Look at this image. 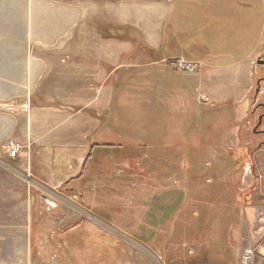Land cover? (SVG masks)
Returning <instances> with one entry per match:
<instances>
[{
    "label": "rangeland",
    "instance_id": "1",
    "mask_svg": "<svg viewBox=\"0 0 264 264\" xmlns=\"http://www.w3.org/2000/svg\"><path fill=\"white\" fill-rule=\"evenodd\" d=\"M176 1L0 0V264H23L12 257L26 241L29 264L264 254V49L235 86L242 100H200L201 63L171 27ZM214 176L220 204L235 189L230 228L203 224L223 209L192 207L213 201Z\"/></svg>",
    "mask_w": 264,
    "mask_h": 264
},
{
    "label": "crops",
    "instance_id": "2",
    "mask_svg": "<svg viewBox=\"0 0 264 264\" xmlns=\"http://www.w3.org/2000/svg\"><path fill=\"white\" fill-rule=\"evenodd\" d=\"M170 12L171 27L180 35L182 51L184 47L189 48V57L202 66L195 78L198 98L216 103L242 100L236 95L238 90L235 91V86L243 82L242 75L248 74L251 80L252 66L248 64L246 67L245 63L255 60L261 44L264 49V0H177L171 5ZM226 56L229 58L226 63L216 62ZM259 60L264 59H256L258 72L262 75L259 78L264 85V67L259 66ZM231 86L233 94L228 96ZM261 97L264 100V89ZM261 123V136L264 138V121ZM7 167L3 164L2 169ZM3 176L13 175L3 172ZM243 222H246V216L241 220ZM25 245L24 251L20 249L19 254L16 252L12 258L29 264L27 241ZM5 256L1 252L0 260ZM234 259L236 262V257Z\"/></svg>",
    "mask_w": 264,
    "mask_h": 264
},
{
    "label": "trees",
    "instance_id": "3",
    "mask_svg": "<svg viewBox=\"0 0 264 264\" xmlns=\"http://www.w3.org/2000/svg\"><path fill=\"white\" fill-rule=\"evenodd\" d=\"M223 160V159H222ZM232 165V164H231ZM231 169H233V167L231 166L230 168H229V170H231ZM215 178V179H214ZM218 178H219V176H218ZM218 178H216L215 176L213 177V181H212V183H211V185H210V188H208V189H210L211 191H212V197H213V201L209 204V203H207V202H205V201H203V197L200 199V200H196L195 201V203H193L192 204V207L193 206H195V204L197 205L198 203H200V206H204V204L206 205H208V206H210V207H212L213 205L215 206V207H219V208H221V209H223L224 211H222L221 213H220V215H221V217L219 216V213H217V212H209V215H210V220H208V221H204V226L205 227H210V226H212L213 227V229H215V228H220L221 226L223 227V225L225 226H228V228H230L231 227V225H233V223L235 222V219H236V215L234 214V212H235V198H236V193L234 192L235 191V189H234V186H232V188H226L225 187V192L223 193V196L225 197V199L222 201V203L220 204V199H218V197H219V195H220V184H219V179ZM229 182V181H228ZM229 184V183H228ZM229 186V185H228ZM230 187V186H229ZM188 190V189H187ZM186 190V191H187ZM203 189L201 188V191H202ZM203 192H204V190H203ZM186 194H187V192H186ZM215 198V199H214ZM234 198V199H233ZM214 200H215V202H214ZM214 202V203H213ZM186 205H188V206H190L191 207V203H189V202H187V204ZM196 212H201V211H207V209H199V208H197V209H195V208H193ZM188 210L189 211H191V208H188ZM224 212V213H223ZM195 221L197 222H199V219L197 218V219H195ZM221 227V228H222ZM220 233V231L219 232H217V236L215 237L216 239H214V240H212L211 241V244L209 245L210 246V248H212V251H213V253H212V255H214L215 253H218V251L219 252H221V250H220V246H221V244H220V242L221 241H219V238L221 237V235L219 234ZM219 249V250H218ZM216 250H218L217 252H216ZM215 258H217V260L219 261V253L218 254H216V257ZM232 258V257H231ZM214 260H216V259H214ZM233 259H231L230 261H231V263L230 264H234L233 262H234V260L232 261ZM169 262H170V260H167V263L169 264ZM183 263V262H182Z\"/></svg>",
    "mask_w": 264,
    "mask_h": 264
},
{
    "label": "built area",
    "instance_id": "4",
    "mask_svg": "<svg viewBox=\"0 0 264 264\" xmlns=\"http://www.w3.org/2000/svg\"><path fill=\"white\" fill-rule=\"evenodd\" d=\"M172 67L183 69L189 73H195L198 69L197 64L192 62H178V64H172ZM17 151L18 147L13 146L9 157L14 158ZM256 250H253L251 247L244 250V253L241 256L240 264H264V254H261L260 251H258V254H255ZM256 259H259L260 262H256Z\"/></svg>",
    "mask_w": 264,
    "mask_h": 264
},
{
    "label": "flooded vegetation",
    "instance_id": "5",
    "mask_svg": "<svg viewBox=\"0 0 264 264\" xmlns=\"http://www.w3.org/2000/svg\"><path fill=\"white\" fill-rule=\"evenodd\" d=\"M259 66H262V67H264V65L263 64H259ZM264 121V114H262V115H260V117H259V125L261 126V122H263ZM260 134H261V132H260Z\"/></svg>",
    "mask_w": 264,
    "mask_h": 264
},
{
    "label": "water",
    "instance_id": "6",
    "mask_svg": "<svg viewBox=\"0 0 264 264\" xmlns=\"http://www.w3.org/2000/svg\"><path fill=\"white\" fill-rule=\"evenodd\" d=\"M258 64H263L264 65V61L259 60Z\"/></svg>",
    "mask_w": 264,
    "mask_h": 264
}]
</instances>
